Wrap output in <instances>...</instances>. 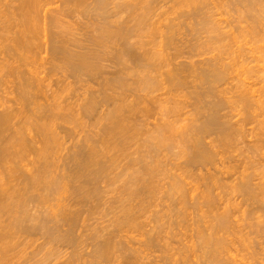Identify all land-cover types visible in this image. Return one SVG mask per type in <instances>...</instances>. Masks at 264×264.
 I'll use <instances>...</instances> for the list:
<instances>
[{"label": "bare ground", "instance_id": "bare-ground-1", "mask_svg": "<svg viewBox=\"0 0 264 264\" xmlns=\"http://www.w3.org/2000/svg\"><path fill=\"white\" fill-rule=\"evenodd\" d=\"M206 1L0 0V264H14L15 262L10 263L11 260L19 255L22 257L19 252L26 241L30 243L27 245L29 248L31 247V251L26 253L27 255L30 254V257L20 264H49L48 257L53 256V258L57 257L58 259L63 249L69 250V252L67 260L65 259L62 264H114L118 259V253L124 249L133 254V256L127 254L129 257H133L131 258L133 261L129 258L132 262H129L130 264H137L139 259H144L143 253L146 254V249L144 248L143 252L139 247L138 249L128 247V241L126 242L125 236H122L125 231L127 233V230L138 227L139 224L136 222L139 220L140 213L145 211V205L150 204V197L154 196L159 188L157 187L159 184H155L157 180L154 181V177L157 178L155 175L160 172L162 161L153 164H151L152 160L147 162L148 154L144 153L145 149L142 150L145 155L140 154L137 158L139 152L136 151V157L130 155L131 160H127L121 165L124 157L128 159L127 156L129 155L125 153L128 150L127 147L132 141L134 142L137 136H141L140 132L142 133L144 130L142 129L143 121L140 120L142 117L139 116H145L149 113L146 105L141 106L142 101L146 98L143 96L142 98L139 95L140 92L144 93V96L150 97L148 94L151 93L152 95L154 91L161 89L165 92L168 91L166 92L168 94L177 90L178 92L189 90L183 92V95L185 93L186 96L182 95V97L188 96L192 100L191 105H189L191 110L187 113L188 115L185 113L182 115L184 124L179 131L182 134V137L180 135L182 155H185L184 166L180 168L182 169V176L181 174L178 175V172H176L177 175L172 173V182L168 183L169 189L166 190L169 197L172 196L171 193L173 192L179 195L178 198L182 196L179 199L180 202L177 200V203L182 205L188 202L186 194L189 191L193 192L190 190L191 188L186 189L184 183L185 176L189 177L193 174L192 172L189 174L191 168L194 167L195 170L200 167L204 168L216 161L214 158H216L217 152L213 150L214 147L216 148L213 143L217 141L219 142L217 144L224 143L227 146L226 143H229L232 136L239 135L238 132L241 133L240 130L244 127L241 123L244 124V122H249L245 125L254 122L255 127L259 126L260 129H263L264 51L261 50L260 45H258L259 47L256 45L257 42L264 40V25L262 23L264 21V0L224 1L225 5L236 8L240 19L244 18L245 21H249V28L246 30L251 36L252 42L254 41L256 44L254 45L256 48H253L252 51L256 50V54H254L258 55L257 60L261 63L257 69H253L256 75L254 78L258 81H255L254 85L251 84V87L245 84L246 80L240 81L239 86L236 83L237 86L234 85L235 87L232 85L224 91L218 90L220 84H226L228 76L232 77V74L235 76V72H229L231 75L228 73L229 64L225 63L221 57H210V55V58L207 57L209 59L190 60L189 63L184 64L185 62L177 61L182 55V50L176 49L171 55L166 53L168 45L173 44L171 42L172 37L174 39V36L178 35V29H181L179 28V21H177L178 24L167 18L168 11L165 9V5L168 2H172L173 6L178 4V9L182 5L194 9H190L192 16L189 14L192 19L194 17L192 24L191 20L188 21L191 26L194 24L195 29L192 27L194 31L191 30L196 33L195 36L201 32H207L206 34L212 33L209 41L210 39H216V41L222 39L223 32L220 33L219 26V28L215 27L216 23H214L215 26L213 25L210 16H205L207 13L205 15L202 13L204 16L198 18V14L201 12L197 11L199 12L197 13L196 10L201 9L202 6L205 7ZM1 8L3 9L1 10ZM158 10L160 11L157 13ZM182 14L185 15L181 13L180 17ZM219 18L223 19V17ZM222 19H218L220 20L218 23L224 24L221 22L224 20ZM237 19L239 18L237 17ZM216 21L215 19L214 22ZM189 22H187V26ZM225 25L223 29H226ZM187 26L186 29H188ZM223 39L225 40V38ZM230 39L232 42L235 41L233 37ZM206 43L208 42L206 41ZM195 45L197 46V44ZM199 45L202 44L199 43ZM213 45L214 42L212 47ZM195 48L197 49V47ZM194 51L192 49V53H198L197 50ZM238 65L241 66V63ZM236 73L238 74V72ZM256 84L258 85L257 88ZM171 89L173 91H170ZM225 91L227 93L233 91L236 94L232 98L234 99V106L237 102V105L242 108H238L241 116L237 110L239 117H242L237 120L240 127L233 122L235 125H230V120L227 122L228 119L225 118L226 115L220 114L226 104L228 105L230 102L233 104L231 98L221 97V93ZM137 92L138 94H136ZM229 100L231 101L228 102ZM144 102L146 103V101ZM132 116L136 118L132 120ZM188 116L192 117L188 118ZM138 117L139 121L136 120ZM236 117L238 116L236 115ZM131 121L133 123L136 121V124L134 123V125ZM144 122L147 121L144 119ZM162 122L159 124L152 123V129L146 128L145 130L144 134L147 135L144 136L145 139L143 137L144 141H141L143 144L140 145L147 148L149 155L153 152V155L159 153L158 151L162 150L159 148L161 146L163 150L172 147V137L178 130L173 128L172 122ZM261 123L263 124L261 125ZM147 130L148 133H146ZM176 133L178 134V132ZM255 134L257 138L258 135ZM213 135L215 137L218 135L219 140L216 137L213 138L216 141L211 139L208 144L204 142ZM173 144L175 143L173 142ZM253 147L256 149L255 145ZM174 166L176 167V165ZM238 168L235 169L238 170ZM209 171H204L207 173V177L204 174L207 183L203 182L205 184V189L202 186L204 193H199L202 195L200 197L205 205L199 198L202 202L200 204L208 207L210 213L216 210L215 207L225 205L222 206V211L219 213H216L217 210L214 211L215 214L212 213L213 215L208 213L211 217L208 218L210 221L201 217L199 221L204 229H200L199 226L198 230L195 228L197 230V244L202 250V254H199L202 262L200 263L230 264L227 263L230 259L234 260L231 264H237L230 253L235 240L232 241V238L230 242L228 237L239 234L243 236L247 234L248 237L249 233L250 236H253L254 233L257 236L264 234V181L261 182L259 179L257 183H253L251 180L253 176H248L246 173L243 175L241 172H239L241 176L236 174V180L231 175L234 182L226 185V189L230 188L231 194L234 191V196L236 193L239 194L242 200L238 199L241 202L237 203L232 202L234 205L230 202L234 206L230 204V209H232L230 210L227 206L229 202L222 203V205L221 202H218L217 207L215 199L219 196H212L214 188H220L217 187L218 182L222 181L220 177H226L221 176L224 174L223 169L222 172L217 171V173L221 172L218 177L219 180H215L217 176L211 175L212 173L210 174ZM246 171H248L247 168ZM162 174L164 173L160 175L162 176ZM227 174L229 175L227 178H230L229 172ZM158 178L160 180V177ZM201 178L204 179V177ZM232 178H230L231 180L228 179L229 183H231ZM200 180L202 181V179ZM192 184L189 185L192 186ZM114 185H116L115 190L112 188V186L115 187ZM111 188L115 194H113V198L110 196V201L106 200L105 197L106 195L109 197L108 193L110 194ZM188 198L191 201L197 200L196 198V200L192 199L194 197ZM243 204H245V208L249 206V209H241L242 212H240L239 209ZM105 205L106 208H104ZM195 205L193 204V206ZM197 206L199 207V204ZM103 208L108 211L106 216L111 215L108 220L109 223L107 222L108 224L101 226L100 229H90V225H85L87 226L85 229L83 224L93 218L94 213L99 214L100 209ZM183 209L185 208L183 207ZM239 212L241 213L240 216ZM102 215L104 214L102 213ZM184 217L186 218V216ZM232 217L237 218L234 220ZM245 227L248 228V230L246 229L247 233H245L246 230L243 233ZM150 230L145 233L146 239L140 240L141 246L148 248V246L151 247L154 243L156 244L155 236L153 237ZM85 231H89V233L85 234ZM154 231L160 232L157 229ZM243 236H239V238L241 239ZM257 236L255 237L257 238ZM260 236L258 238L261 239L263 235ZM159 237H156V239L158 238L157 241L160 240ZM239 238L238 240H240ZM243 238L246 239L245 236ZM244 241L241 243L244 244ZM228 242L231 243V250L227 247ZM156 245L155 247H157ZM192 245L197 249L193 242L190 246ZM262 246L264 247V244ZM192 247H189V249L191 248L190 251H193ZM80 248L86 249L79 251ZM247 248L253 251L252 248ZM24 250L26 251V249ZM24 250L22 249V251ZM151 250L153 251L152 247ZM262 250L264 249L261 247V252ZM190 251L183 252L182 264H187L189 261L188 253ZM256 251L255 254H257ZM263 253L264 251L262 255H264ZM225 254L228 257H225ZM121 255L124 254L121 252ZM197 255L194 257L197 258L199 256ZM169 256L167 255V257ZM250 256H252L251 253ZM62 257L64 256L60 258ZM122 258L126 259L123 256ZM146 258H148L147 254ZM263 258L262 261L258 260L260 262L258 264H264Z\"/></svg>", "mask_w": 264, "mask_h": 264}, {"label": "rangeland", "instance_id": "rangeland-1", "mask_svg": "<svg viewBox=\"0 0 264 264\" xmlns=\"http://www.w3.org/2000/svg\"><path fill=\"white\" fill-rule=\"evenodd\" d=\"M220 1V2H219ZM225 0H207L206 2H205V7H201V9H197L196 10V12L197 11H199V12H201V14H198V18H199V16H202L203 14L202 13H204V15H205V13H207L205 16H210V19H211V21L213 22V25L215 26V24L214 23H216V26L215 27H220V33L221 32H223V34L224 35H222V39L221 40H219V41H216V39H210V41H209V37H212L211 36V34H206V33H199V35H196L195 36V32L193 33V29H195L194 28V24L191 26V24H192V22H193V20H194V17H193V19L190 17V11L191 10H194V9H191V8H188V7H183V5L182 6H180L179 8L180 9H178V4L177 5H175V6H173V3L172 2H168L167 3V5H165L166 6V10L168 11V15H167V18L168 19H171V21L173 20L174 21V23L176 22V23H178L179 24V22H180V24H179V28H181L180 30H181V34H180V30L178 29V35L176 34L175 36H174V39H173V37H172V41L171 42H173V44H169L168 45V47L166 48V53L168 54H173L174 53V51L176 50V49H180L179 51H181L182 50V55H180V57L177 59V61L178 62H182V63H184V64H187V63H189L188 61H199V60H204V59H209L210 57H213V56H218V57H221L222 59H223V61L225 62V63H227V64H229V67H228V73L229 72H238V74H239V76H238V74L236 73H234V75L235 76H233V74L231 75V73H229L232 77H230V76H228L227 77V81H226V84H220V86L218 87V90L220 89V90H223L224 91V89H226V88H230V87H228V86H239L240 85V81H246L245 82V84L246 85H250V87H251V84L252 85H254L255 83V81H258V80H256V78H254L256 75H255V71H253V69L255 70V69H257L258 67H259V65H261V63H259L258 62V58H257V56L258 55H255L256 54V50H254V52L252 51L253 50V48L255 49L256 47L254 46V45H256V44H254V41L252 42V38H251V36L249 35V33L247 32V28H249V26H248V20L247 21H245L244 20V18H241L240 19V16H239V13L236 11V8L234 9L233 8V6H229V5H225V2H224ZM224 2V3H223ZM214 3V4H213ZM218 3V4H217ZM169 4V5H168ZM216 4V5H215ZM219 5V6H218ZM222 5V6H221ZM223 5H225L224 7H223ZM168 6V7H167ZM175 7V8H174ZM182 7V8H181ZM219 7H221V8H219ZM174 8V9H173ZM204 8H205V10H204ZM207 8V9H206ZM3 8H1V10H2ZM186 9V10H185ZM191 9V10H190ZM160 10H158L157 11V13L159 12ZM185 11V12H184ZM189 11V12H188ZM203 11H205V12H203ZM199 12H197V13H199ZM181 13H184L185 15H187L186 17L187 18H189V19H187L186 17H185V15H183L182 14V16L180 17V14ZM194 13V12H193ZM190 14V15H189ZM215 14V15H214ZM203 15V16H204ZM192 16V15H191ZM197 16V15H196ZM236 16V17H235ZM178 17V18H177ZM219 17H223V19L222 18H219ZM237 17L239 18V19H237ZM177 18V19H176ZM180 18V19H179ZM182 19V20H181ZM186 19V20H185ZM215 19L217 20L216 22H214L215 21ZM218 19H222L223 21H221L222 23H224V24H221L220 22L218 23V21H220V20H218ZM188 20H191V24H190V22L188 21ZM177 21H179V22H177ZM195 21H197V19H195ZM187 22H189V24H188V26H187ZM196 23V22H195ZM263 23V25H264V21L262 22ZM186 24V25H185ZM226 24V25H225ZM185 25V26H184ZM224 25H225V27H226V29H223V27H224ZM238 25V26H237ZM185 28H184V27ZM186 26L188 27V29H186ZM192 27H193V29H192ZM196 27V26H195ZM218 27V28H219ZM237 27V28H236ZM240 28V29H239ZM241 28H243V29H241ZM185 29V30H184ZM193 31H192V30ZM230 30V31H229ZM244 30H246L245 32H244ZM225 31V32H224ZM249 31V30H248ZM206 34V35H205ZM222 34V33H221ZM225 34H226V36H225ZM195 37H194V36ZM207 35H208V37H207ZM247 35H249V36H247ZM192 36V37H191ZM201 36V37H200ZM213 36H214V34H213ZM231 36V37H230ZM244 36V37H243ZM198 37V38H197ZM233 37V39L235 40H233L234 42H232L231 41V39L230 38H232ZM247 37V38H246ZM200 38V39H199ZM208 38V39H207ZM223 38H225V40L223 39ZM227 38V39H226ZM259 38V37H258ZM176 39V40H175ZM196 39H198L196 42H195V40ZM228 39H230L229 41H228ZM191 40V41H190ZM249 42H248V41ZM262 40V39H261ZM189 41V42H188ZM198 41H199V43L200 44H202V45H199V43H198ZM204 41V42H203ZM206 41L208 42V43H206ZM212 41V43L214 42V45H213V47H212V43H210L209 44V42H211ZM223 41H225V42H223ZM226 41H228V42H226ZM247 42V44H246V42ZM236 42V43H235ZM261 42V43H260ZM263 42V43H262ZM177 43V44H176ZM217 43V44H216ZM227 43H228V45H227ZM230 43V44H229ZM253 43V44H252ZM192 44V45H191ZM195 44H197V46L195 45ZM215 44H216V46H215ZM233 44V45H232ZM262 44H264V40L263 41H259V42H257V45L256 46H258V45H260V48H262L261 50H263L264 51V45L262 46ZM179 45V46H178ZM182 45V46H181ZM195 45V46H194ZM207 45V46H206ZM223 45V46H222ZM249 45H251V46H249ZM202 46V47H201ZM210 46V47H209ZM179 47V48H178ZM195 47H197V49L195 48ZM208 47V48H207ZM219 47H221V48H219ZM232 47V48H231ZM259 47V46H258ZM257 47V48H258ZM203 48V49H202ZM225 48V49H224ZM227 48V49H226ZM168 49V50H167ZM192 49H193V51L194 50H197L196 52H198L197 54H195V53H192ZM219 49V50H218ZM223 49V50H222ZM247 49V50H246ZM200 50V51H199ZM191 52V53H188V52ZM195 52V51H194ZM212 52V53H211ZM221 52V53H220ZM226 52V53H225ZM220 53V54H219ZM252 53V54H251ZM255 53V54H254ZM188 54V55H187ZM192 54V55H191ZM195 56H194V55ZM221 54H223L222 56H221ZM258 54V53H257ZM200 55H204V56H200ZM211 55V56H210ZM255 55V56H254ZM191 56H194V57H191ZM197 56V57H196ZM199 56V57H198ZM210 56V57H209ZM226 56V57H225ZM238 56H240L239 58H238ZM254 58H253V57ZM201 57V58H200ZM207 57H209V58H207ZM202 58H204V59H202ZM185 59V60H184ZM225 59H227V60H225ZM229 59H230V61H229ZM241 59H244V60H241ZM254 59V60H253ZM233 60V61H232ZM245 60H247V61H245ZM232 61V62H231ZM241 61H243V62H241ZM228 62H231V63H228ZM240 64L241 63V66L240 65H238V64ZM243 66H244V68H243ZM240 67H241V69H240ZM238 68V69H237ZM234 69V70H233ZM245 69V70H244ZM252 69V70H251ZM230 70V71H229ZM236 70V71H235ZM254 72V73H253ZM239 78H238V77ZM251 76V77H250ZM258 76H259V74H258ZM230 79H234V80H230ZM236 79L238 80L237 82H236ZM228 82H229V84H228ZM233 82V83H232ZM236 83H237V85H236ZM239 83V84H238ZM248 83H250V84H248ZM254 83V84H253ZM257 83V82H256ZM228 84V85H227ZM234 86V87H235ZM257 84H256V88H257ZM255 87V86H254ZM233 87H231V89H232ZM233 90V89H232ZM170 91H173L172 89L170 90ZM186 91H189V90H185V91H182V92H178V90L177 91H173V92H169V94L168 93H166V92H168V91H166L165 92V90H156V92L154 91V93H152V95H151V93L150 94H148V95H150V97L149 96H144L145 94L144 93H139V95L142 97H144V98H146L145 100H143L142 101V104H141V106L142 105H146L145 107H147L146 109H147V111L149 112V113H147L145 116H139L140 114H137L139 117H142V118H140V120H142L143 121V127H142V129H144L143 131H142V133L140 132V134H142L141 136H137L136 137V139L134 140V142L132 141L131 142V144H129V146L127 147V149L128 150H126L127 152H125V153H127L129 156H127L128 157V159L127 158H125L124 157V160L122 159V163H121V165L122 164H124L125 163V161H127V160H131V157H136V151L137 152H139V155H138V157L137 158H139V156H140V154L141 155H145L146 153L148 154V157H147V162H150L149 160H152L151 162V164H153V163H155V162H157V163H159V162H161L162 161V163H160V165H161V169H160V172L158 173V175L156 174L155 176H157V178H155L154 177V181L155 180H157V182L155 183V184H159L158 186L157 185H155V186H157V187H159L158 189L157 188H155V189H157V191H156V193L154 194V196H152V197H150L151 199H149V202H150V204H146L145 205V211L143 212H141L140 213V216H139V220H137V224H139L138 225V227L137 228H131L129 231L127 230V233H126V231L124 232V233H122V236L124 237H126L127 238V240H126V238L124 237V240L127 242V245H128V247H130V248H133V249H138V247H139V249L140 250H143V252H144V250L146 251V254H147V257L148 258H146V254H145V252L143 253V256H141V257H143L144 259H142V260H138V263L137 264H144V262H146L145 264H155V262H156V264H179L180 262H181V264H182V259H184L183 257H182V254H183V252L185 253V251L186 250H188V251H190L191 250V248L189 249V247H192V246H190L191 244H192V242H193V244H195L196 246H197V249H196V247L195 246H193L192 247V249H193V251H190L189 253H188V256H189V258H188V256H187V258H188V262H187V264H196V263H198V264H201L202 262H201V260H200V256L201 255H199V254H202V250L198 247V244H197V236H196V233H197V230L200 228H202L203 227V225L202 224H200L201 222L199 221L200 219H201V217H204V219L205 220H207V221H210L208 218H211L210 216H209V214L211 215L212 213H214V211L216 212V210H217V212L216 213H219V212H221L222 210H221V208H222V206L224 207V205L225 204H223L222 205V203H228L229 202V205L227 204V206L229 207V209H230V204L232 203V202H241L240 200H238V199H241V197L239 196V194L237 195V193H236V195L234 196V194H235V192L233 193L232 192V194H231V192H230V185H229V189H226V185H228V184H232V182H234L233 181V178L235 179V177L237 176L236 174H239L240 175V173L239 172H241V174H248V176L249 175H251V176H253L252 178H251V180H253L252 182L254 183H257V181H259V179L261 180V182L262 181H264V136H262V135H264V124L263 123H261V125L263 124V129H260V127L259 126H257V127H255L256 125H254L253 123L254 122H250L251 124H249V125H245L247 122H244V124L243 123H241L243 126H241V127H243V129L242 130H240L241 131V133L240 132H238V134L239 135H237L236 134V136L234 135V137L232 136V138H230V140L233 142H231L230 140H229V143L227 142L226 144H227V146H225L224 145V143L222 144V143H220V144H217V143H219V142H217L215 139H213V138H216V139H218L219 140V138H218V135H216V137H215V135H213V136H210V137H208L206 140H204V142H207V144L209 143V142H211L210 140L211 139H213V140H215L216 142L215 143H213L215 146H216V148L214 147V151L215 152H217L216 154V158H214V161H215V159H216V161L213 163H211L209 166L207 165V166H205L204 168L202 167H200L199 169L198 168H196V170H198V171H196L195 170V168L193 167V168H191V170H190V173L189 174H192L191 176H189V177H186L185 176V179H184V183H185V186H186V189H190V190H192L193 192H195L194 193V195H193V192H191V191H189V192H191V193H187L186 194V197H187V203L186 204H181V203H177V200H178V202H180L179 201V199H180V197H182V196H180L179 198H178V196L179 195H177V194H174V193H176V192H173V193H171L172 194V196L171 197H173L174 196V198H175V201H174V198H171V197H169L168 195L169 194H167V192H166V190H168L169 189V186H167L168 185V183L170 184L171 182H172V175L174 174V175H177V173L176 172H178V175H180L181 174V172H182V169H180V168H182L183 166H184V161H185V155L183 154L182 155V140H181V138H180V135H181V137H182V134L181 133H179V131H180V128L182 129V126H183V124H184V122H182L183 121V119L184 118H182L183 116L182 115H184V113L186 114V115H188L187 113L191 110V109H189V108H191L189 105H191V102H192V100L190 99V98H188V96L185 98H183L182 97V95H183V92H186ZM233 91H235V90H233ZM233 91H230V92H232V93H230V92H223V93H221V94H219V95H221V97H223V98H226V99H230L231 98V100L233 101L234 99H232V98H234L233 96H234V92ZM164 92V93H163ZM172 93V94H171ZM136 94H138V92L136 93ZM228 94V95H227ZM183 96H186L185 95V93H184V95ZM226 96V97H225ZM235 96H236V94H235ZM137 97H139L138 95H137ZM142 97V98H143ZM155 98V99H153V98ZM166 97V98H165ZM173 97V99H171ZM159 98V99H158ZM160 98H161V101H159L160 100ZM163 98V99H162ZM167 98H168V100H167ZM183 98V99H182ZM185 99V100H184ZM162 100H164V101H162ZM185 102H184V101ZM188 100V101H187ZM231 100H229L228 102H230ZM144 101H146V103L144 102ZM152 102V103H151ZM158 102V103H157ZM236 102V101H235ZM151 103V104H150ZM155 105H154V104ZM163 103V104H162ZM165 103H166V105H165ZM231 103V104H230ZM230 103H228V105L226 104V107L224 108V110H222L221 112H220V114L223 116V115H226V119H228L227 120V122L229 121V123H230V125H233V123H235L236 125H240V123L238 122V124H237V120H238V118L239 119H241L240 117H239V113H240V111H239V109H242L239 105H237V102L235 103V106H234V101H233V104H232V102H230ZM150 104V105H149ZM156 104H158V105H156ZM176 105V106H175ZM154 106H155V108H154ZM175 106V107H174ZM186 106V107H185ZM187 106H189V107H187ZM228 106V107H227ZM238 106V107H237ZM174 107V108H173ZM184 108H186V109H184ZM239 108V109H238ZM162 110V111H161ZM186 110V111H185ZM228 110V111H227ZM237 110H238V112H237ZM164 111V112H163ZM168 113H167V112ZM175 111V112H174ZM235 111V112H234ZM241 111H243V110H241ZM172 112V113H171ZM178 113V114H177ZM236 113V114H235ZM238 113V114H237ZM165 114H168V115H165ZM172 114V115H171ZM228 114V115H227ZM185 115V118L187 117ZM234 115V116H233ZM236 115L238 116V117H236ZM242 114L240 113V116H241ZM133 117V116H132ZM139 117H138V119H136L137 121H139ZM192 116H188V118H191ZM232 117H233V119H232ZM235 117V118H234ZM134 118H136L135 116L132 118V120L134 119ZM149 118V119H148ZM260 118V117H259ZM262 118H264L263 116H262ZM261 118V119H262ZM144 119H145V121H147V122H144ZM161 119H163L162 121L163 122H167V123H171L172 122V126H173V128L175 129L176 128V130H178V131H176V132H178V134L175 132V135H174V133H173V135L175 136H173L172 137V139H173V141H172V147H171V149H166V150H163V148H162V146L161 147H159L160 149H162L161 151L159 150L158 152L160 153H155L154 155H158L157 157L156 156H154L153 155V153L151 154L150 153V155H149V152H147V148H143V146L141 147V145L140 144H143V142H141L142 140H143V137L144 136H146L144 133H145V130H146V128L147 129H150L151 127H152V123H154V124H159V123H161L162 121H160ZM165 119V120H164ZM171 119V120H170ZM226 119H224L225 120V122H226ZM232 119V120H231ZM155 120V121H154ZM176 120V121H175ZM236 120V121H235ZM186 121V120H185ZM261 121V120H260ZM136 122V121H135ZM134 122V123H135ZM162 122V123H163ZM233 122V123H232ZM264 122V121H263ZM131 123H133V121H131ZM130 123V124H131ZM133 123V124H134ZM149 123V124H148ZM151 123V124H150ZM229 123H227V124H229ZM249 123V122H248ZM247 123V124H248ZM136 124V123H135ZM134 124V125H135ZM137 124H138V122H137ZM234 124V125H235ZM233 125V126H234ZM238 125V126H239ZM260 125V126H261ZM145 126V127H144ZM147 126V127H146ZM176 126V127H175ZM181 126V127H180ZM250 126V127H249ZM240 127V126H239ZM234 128H236V127H234ZM256 128V129H255ZM260 130H259V129ZM152 129V128H151ZM150 131V130H149ZM244 131V132H243ZM246 132V133H245ZM260 132H261V134H260ZM146 133H148V130H147V132ZM255 133H257V138H256V134ZM259 133V134H258ZM144 134V135H143ZM251 134V135H250ZM253 134V135H252ZM244 135V136H243ZM241 137H243V138H241ZM249 137V138H248ZM180 138V139H179ZM259 138H261V139H259ZM144 139H145V137H144ZM175 140H176V142H175ZM257 140V141H256ZM144 141V140H143ZM252 141H255L254 143L252 142ZM261 141V142H260ZM138 142V143H137ZM173 142L175 143V144H173ZM232 144H231V143ZM240 142V143H239ZM252 143V144H251ZM133 144V145H132ZM206 144V143H205ZM131 145V146H130ZM177 145V146H176ZM255 145L256 147V149H254V147L253 146ZM259 145V146H258ZM179 146V147H178ZM220 146V147H219ZM130 147V148H129ZM253 148V150H252V148ZM221 148V149H220ZM247 148V149H246ZM263 148V149H262ZM144 149H145V154L144 153H142L143 151H144ZM262 149V150H261ZM143 150V151H142ZM173 150V151H172ZM256 151V152H253V151ZM131 151V152H130ZM156 151H157V148H156ZM169 151H170V154H169ZM252 151V152H251ZM131 154H130V153ZM135 152V153H134ZM187 152V151H186ZM218 152H220V154H218ZM223 152H224V154H223ZM178 153V154H177ZM241 153H243V154H241ZM253 153V154H252ZM135 154V155H134ZM224 156H223V155ZM258 154V155H257ZM130 155H131V157H130ZM182 155V156H181ZM232 155V156H231ZM152 156H153V158H154V160H153V158H152ZM178 156H179V158H178ZM181 156V157H180ZM254 156V157H253ZM156 157V158H155ZM167 157V158H166ZM184 157V158H183ZM220 157V158H219ZM137 158H135V159H137ZM164 158H165V160H164ZM232 158V159H231ZM134 159V158H133ZM174 159V160H173ZM259 159V160H258ZM170 160V161H169ZM253 160H254V162H253ZM124 161V162H123ZM146 161V160H145ZM154 161V162H153ZM238 162V163H237ZM251 162V163H250ZM253 162V163H252ZM258 162V163H257ZM260 162V163H259ZM163 163H165V164H163ZM227 164V165H226ZM249 164V165H248ZM141 165V164H140ZM162 165H164L163 166V169H162ZM174 165H176V167L174 166ZM215 165V166H214ZM239 166V168H238V166ZM220 166V167H219ZM227 166V167H226ZM214 167H216L215 169H214ZM253 167V168H252ZM174 168V169H173ZM206 168V169H205ZM208 168V169H207ZM209 168H211V169H209ZM225 168H227L228 170L230 169L231 170V168H232V170H235V171H228L227 169H225ZM238 168V170H236V169ZM246 168H247V170L248 171H246ZM256 168V169H255ZM166 169V170H165ZM180 169V170H179ZM218 169V170H217ZM223 169V172H224V174H221V170ZM163 170V171H162ZM179 170V171H178ZM203 170V171H202ZM210 170V171H209ZM162 171V172H161ZM174 171V172H173ZM200 171V172H199ZM204 171H209V173L211 174V175H214V176H217V177H215V180H219L218 179V177L220 176L219 174H221V176H226L225 178H226V180L228 181H226L225 180V178H222V177H220V180H222V181H220V183L218 182V188L219 189H221V190H219V189H217V188H214V190L212 191V193H213V197L215 196V197H217V196H219V197H217L215 200H216V204L218 203V202H221L220 204L222 205L221 207L219 206L218 207V204H217V207L218 208H214V209H216V210H214V211H212L211 213H210V209L208 208V207H206V206H203V205H205L204 204V201L202 200V195H200L201 193H204V189H205V184L207 183L206 182V180H205V178L207 177V173L206 172H204ZM217 171H221L220 173H217ZM226 171H227V173L229 172V174H230V178H232L231 177V175H233V178H232V181H231V183H229L230 181L229 180H231L229 177L227 178V176H229L227 173H226ZM254 171V172H253ZM158 172V171H157ZM156 172V173H157ZM192 172V173H191ZM199 172V173H198ZM235 174H233V173ZM237 172V173H236ZM248 172V173H247ZM161 173H164V174H162V176L160 175ZM171 173V174H170ZM173 173V174H172ZM198 174V175H197ZM201 174V176L199 177V175ZM203 174V175H202ZM206 175V177H205V175ZM243 174V175H244ZM254 174V175H253ZM260 174V175H259ZM263 174V175H262ZM165 175V176H164ZM170 175V176H169ZM196 175V176H195ZM239 175H238V177H239ZM256 175V176H255ZM258 175V176H257ZM181 176H182V174H181ZM180 176V177H181ZM241 176V175H240ZM245 176H247V175H245ZM250 176V177H251ZM158 177H160V180H159V178ZM164 177V178H163ZM169 177H170V179H169ZM201 177H204V179L203 178H201ZM256 177V178H255ZM259 177V178H258ZM192 178V179H191ZM237 178V177H236ZM181 179H182V177H181ZM190 179V180H189ZM200 179H202V181L200 180ZM229 179V180H228ZM255 179V180H254ZM257 179V180H256ZM188 180V181H187ZM197 180V181H196ZM205 180V181H204ZM225 180V181H224ZM236 180V179H235ZM187 181V182H186ZM224 181V182H223ZM158 182H160V183H158ZM188 182H189V184L191 185L192 183L195 185V187H194V185L192 184V186H190L189 184H188ZM205 184H204V183ZM202 183V184H201ZM223 183V184H222ZM116 184H118V183H116ZM120 184V183H119ZM118 184V185H119ZM161 184H162V186H161ZM187 184V185H186ZM222 184V185H221ZM225 184V185H224ZM189 185V186H188ZM115 187H113L112 186V188L115 190V188H116V185H114ZM154 186V187H155ZM198 186V187H197ZM204 187V189H203V187ZM224 186V187H223ZM112 188L110 189L111 190V192H112ZM194 188H195V190H194ZM201 188V189H200ZM164 189V190H163ZM196 189H197V191H196ZM203 189V190H202ZM225 190V191H224ZM201 191H203V192H201ZM110 192V191H109ZM111 192H110V194L108 193V196L109 197H107V195H106V197H105V199L106 200H110L111 199V197L113 198V194H115V193H113L112 192V194H111ZM165 192H166V195H165ZM198 192V194H196ZM217 192V193H216ZM178 193V192H177ZM200 193V194H199ZM227 193V194H226ZM158 194V195H157ZM174 194V195H173ZM179 194V193H178ZM216 194V195H215ZM222 194V195H221ZM229 194V195H228ZM163 195V196H162ZM181 195V194H180ZM191 195V196H190ZM111 196V197H110ZM201 196V197H200ZM222 196V197H221ZM226 196H227V198H226ZM233 196V197H232ZM185 197V198H186ZM188 197H194V198H192V199H195L196 201H191V199L189 200V198ZM169 198V199H168ZM171 198V199H170ZM199 198H200V200L203 202V205H201L200 203H202V202H200V200H199ZM222 199V201H221V199ZM236 198V199H235ZM153 199V200H152ZM220 199V201H218ZM229 201H228V200ZM152 200V201H151ZM170 200V201H169ZM224 200V201H223ZM233 200H235V201H233ZM242 200V199H241ZM111 201V200H110ZM172 201V202H171ZM182 201V200H181ZM199 201V202H198ZM194 202V203H193ZM231 202V203H230ZM244 203V202H243ZM181 204V205H180ZM193 204L195 205H197V204H199V207L197 206L196 207V205L195 206H193ZM233 204V203H232ZM231 204V205H232ZM241 204V203H240ZM247 204V203H246ZM106 205H108V204H106ZM104 206V208H106L107 206ZM153 205V206H152ZM161 205H162V207H161ZM165 205V206H164ZM186 205V206H185ZM234 205V204H233ZM232 205V206H233ZM236 205V204H235ZM174 206V207H173ZM185 208V209H183V207ZM188 206V207H187ZM192 206V207H191ZM200 206H201V208H200ZM204 208H203V207ZM164 207V208H163ZM234 207V206H233ZM239 207V206H238ZM237 207V208H238ZM100 209V213L99 212H97V213H99V214H95L94 213V216H93V218H91L92 217V215H91V219L88 221V222H85L83 225L85 226V225H90V229H100V227L101 226H106L109 222H108V220H109V218H110V214H108L107 216H106V214H107V210H105V209ZM198 208V209H197ZM227 208V207H226ZM240 208V207H239ZM238 208V209H239ZM173 211H172V210ZM178 209V210H177ZM187 209V210H186ZM190 211H189V210ZM234 209V208H233ZM241 209H243V210H246V209H249V206L247 207L246 206V208H245V204H243L242 206H241V208L239 209V211L240 212H242L241 211ZM176 210V211H175ZM183 210V211H182ZM203 210V211H202ZM220 210V211H219ZM230 210H232V209H230ZM163 211V212H162ZM192 211V212H191ZM198 211H199V213H198ZM202 211V212H201ZM207 213H206V212ZM105 212V213H104ZM191 212V213H190ZM201 212V213H200ZM239 212V213H240ZM102 213L104 214V215H102ZM205 215H204V214ZM209 213V214H208ZM239 213H237V214H239ZM215 214V213H214ZM102 215V216H101ZM144 215V216H143ZM213 215V214H212ZM241 215V213L239 214V216ZM104 216H106V217H104ZM156 216V217H155ZM171 216V217H170ZM184 216H186V218L184 217ZM191 216V217H190ZM233 216V215H232ZM237 216V215H236ZM239 216H237L238 218H239ZM199 217V218H198ZM234 217V216H233ZM232 217V219H236V218H233ZM98 218V219H97ZM180 218V219H179ZM182 218V219H181ZM207 218V219H206ZM155 219H156V221H155ZM169 219V220H168ZM175 220H177V221H175ZM180 220V221H179ZM188 220H190L189 222H188ZM196 220V221H195ZM206 221V222H207ZM245 221H247V220H245ZM249 221V220H248ZM108 222V223H107ZM157 222V223H156ZM171 222V223H170ZM173 222V223H172ZM197 222V223H196ZM199 222V223H198ZM88 223V224H87ZM91 223V224H90ZM103 223V224H102ZM176 223V224H175ZM186 223V224H185ZM190 223H191V225H190ZM245 223H247V222H245ZM94 224V225H93ZM141 224V225H140ZM198 224V225H197ZM243 224H244V222H243ZM153 225V226H152ZM184 225V226H183ZM190 225V226H189ZM201 225V226H200ZM150 226V227H149ZM190 228H189V227ZM192 226V227H191ZM198 226H199V228H198ZM246 227H247V225H246ZM245 227V229H243V233H244V230H248V228H246ZM151 230H150V229ZM152 228H154L155 230L157 229V231L159 230L160 232L158 233V232H156V231H154V229L152 230ZM194 228V229H193ZM195 228H197V230L195 229ZM243 228V227H242ZM85 229H87V226H85ZM84 229V230H85ZM133 229V230H132ZM192 229H193V231H192ZM202 229H204V228H202ZM148 230V232H149V230L150 231H152V232H150V233H153L152 235H153V237L155 236V242H156V244L154 243V245L153 246H151L152 247V249H153V251L151 250V247L150 246H148V248L147 247H144L143 245V247L139 244V242H140V240H144V239H146V236H145V233H147L146 231ZM191 232H190V231ZM196 230V231H195ZM236 230V229H235ZM234 230V231H235ZM247 230H246V232L245 233H247ZM154 231V232H153ZM195 231V232H194ZM237 231V230H236ZM89 233V231H85V234H88ZM154 233H157L159 236H156L157 234H154ZM177 233V234H176ZM191 233H193V234H191ZM260 233H262V232H260ZM83 234H84V232H83ZM84 234V235H85ZM191 234V235H190ZM253 234V233H252ZM143 235V236H142ZM262 237H261V236ZM191 236V237H190ZM239 236H243L242 234H239L238 236H236V235H234V236H230V237H228V240H230V242H231V239H232V241H234L235 240V243H234V245L232 244V246H234V247H232L231 246V243L230 242H228L227 244V247L229 248V250H231L232 248L234 249H232V252L230 251V253H231V255H232V259H235V261H236V263L237 264H258V263H260L259 261H262L261 259L264 257V255H262V252L264 251V250H262V252H261V247L264 249V247L262 246L264 243H263V237H264V234H259V236L261 237V239L260 238H258L259 236H257L255 233H254V235L252 236H250V233H249V236L247 237V234H244V236L246 237V239H244L243 237H241V239H243V241L245 242L244 244L243 243H241V242H243V241H241V239L239 238ZM255 236H257V238L255 237ZM156 237H159V241H157L158 240V238L156 239ZM162 237V238H161ZM237 237V238H236ZM129 238V239H128ZM230 238V239H229ZM238 238L240 239V240H238ZM249 239V242H247L248 241V239ZM237 239V240H236ZM258 239H259V241H258ZM167 240V241H166ZM131 241V242H130ZM134 241V242H133ZM162 241V242H161ZM176 241V242H175ZM183 241V242H182ZM238 241H240V242H238ZM262 241V243H260ZM136 242H138V243H136ZM188 242H191V243H188ZM233 243V242H232ZM241 245H240V244ZM26 244V245H25ZM27 244H30L29 242H27L26 241V243H24L23 244V247H25V248H23L22 247V249L24 250V249H26V251L24 250V251H22V249H21V251L19 252V254H22L21 256L22 257H20V255L19 256H17V257H19L18 259H17V257H15L13 260H11L12 262H10V263H14V264H20V263H22L24 260H26L27 258H29L30 256V254L29 255H27L28 253H30V249H31V247L29 248V246L27 245ZM136 244V245H135ZM162 244V245H161ZM175 244V245H174ZM190 244V245H189ZM135 247H134V246ZM155 245L157 246V247H155ZM167 245V246H166ZM170 245V246H169ZM187 245H189L188 247H187ZM244 245V247H242ZM254 245H256V247H254ZM259 245H261L260 247H259ZM27 246V247H26ZM169 246V247H168ZM174 246H177V247H174ZM246 246V247H245ZM183 247V248H182ZM230 247H232L231 249H230ZM247 247H249V248H252L253 249V251L255 250H257L256 252H257V254H255V251L253 252V251H250V249H248ZM27 248H28V250H27ZM145 248V249H144ZM160 248V249H159ZM172 248V249H171ZM174 248V249H173ZM84 249H86V248H84ZM84 249H81L80 248V250L79 251H81V250H84ZM149 249V250H148ZM159 249V250H158ZM163 249V250H162ZM186 249V250H185ZM235 249H236V251H235ZM251 249V250H252ZM30 250V251H29ZM64 250V249H63ZM62 250V252L60 253V257L61 256H64V257H62V258H58L57 259V257H54L53 258V256L51 257H48V259L47 260H49L48 262H49V264H52V262H53V264H62V262L63 261H65V259L67 260V254H68V252H69V250H64L63 251ZM148 250V251H147ZM169 250H170V252H169ZM174 250V251H173ZM195 250V251H194ZM201 250V251H200ZM124 251V252H123ZM123 251H121L122 252V254H124V255H121V252L120 253H118L119 254V256H118V259L115 261V263L114 264H120V262H121V264H123L124 262V264H128L129 262H131L130 261V259L131 258H133V257H129L128 255H131V256H133V254L131 253V252H129L128 250H123ZM151 251V252H150ZM67 252V253H66ZM82 252H85V251H82ZM86 252H87V250H86ZM127 252V253H126ZM261 252V253H260ZM24 253V254H23ZM27 253V254H26ZM66 255H65V254ZM129 253V254H128ZM151 253V254H150ZM166 253V254H165ZM199 255H197V254ZM250 253H251V255L252 256H250ZM117 254V255H118ZM128 254V255H127ZM194 254V255H193ZM254 254H255V256H254ZM259 254V255H258ZM264 254V253H263ZM28 257H27V256ZM127 255V256H126ZM157 255V256H156ZM167 255L169 256V257H167ZM174 255V256H173ZM193 255V256H192ZM195 255H197L198 257L196 258V257H194ZM237 255V256H236ZM258 255V256H257ZM26 256V257H25ZM122 256L123 257H126V259H125V261H124V259L122 258ZM175 256H176V258H175ZM180 256V257H179ZM254 256V257H253ZM261 256H263V257H261ZM178 257V258H177ZM223 257H224V255H223ZM225 257H228V255L227 254H225ZM224 257V258H225ZM230 257V256H229ZM20 258H22L21 260H20ZM24 258V259H23ZM52 258V259H51ZM129 260H128V259ZM146 258V259H145ZM159 258V259H158ZM168 260H167V259ZM171 258V259H170ZM191 258V259H190ZM152 259V260H151ZM153 259H154V261H153ZM157 259V260H156ZM163 259V260H162ZM193 259H194V262H193ZM241 259H243V260H241ZM260 259V260H259ZM264 259V258H263ZM18 260V261H17ZM51 260H53V261H51ZM122 260V261H121ZM132 261H133V259H131ZM159 260H161V261H159ZM167 260V261H166ZM175 262H174V261ZM197 260H200L199 262H197ZM225 260V259H224ZM230 260V259H229ZM228 260V262L227 263H232L234 260H230L229 261ZM245 260H247V261H245ZM250 260V261H249ZM259 260V261H258ZM55 261H57V262H55ZM119 261V262H118ZM139 261H141V262H139ZM144 261V262H143ZM258 261V262H257ZM126 262H128V263H126ZM152 262H154V263H152ZM158 262V263H157ZM196 262V263H195ZM201 262V263H200ZM244 262V263H243ZM132 263V262H131ZM112 264V263H111ZM130 264V263H129ZM234 264V263H233Z\"/></svg>", "mask_w": 264, "mask_h": 264}]
</instances>
